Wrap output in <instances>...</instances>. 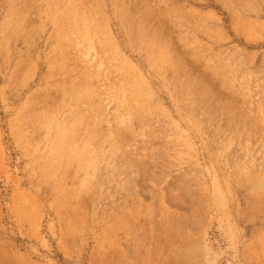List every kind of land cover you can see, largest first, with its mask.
<instances>
[{
  "label": "rangeland",
  "instance_id": "1",
  "mask_svg": "<svg viewBox=\"0 0 264 264\" xmlns=\"http://www.w3.org/2000/svg\"><path fill=\"white\" fill-rule=\"evenodd\" d=\"M0 264H264V0H0Z\"/></svg>",
  "mask_w": 264,
  "mask_h": 264
}]
</instances>
